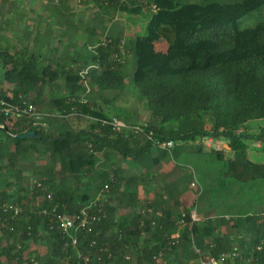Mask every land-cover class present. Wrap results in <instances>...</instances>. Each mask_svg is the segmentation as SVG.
<instances>
[{"label":"trees","instance_id":"trees-1","mask_svg":"<svg viewBox=\"0 0 264 264\" xmlns=\"http://www.w3.org/2000/svg\"><path fill=\"white\" fill-rule=\"evenodd\" d=\"M58 1L65 2L64 7L55 4ZM79 1L104 6L109 20L119 13L138 15L147 6L153 9L149 39L164 38L165 54L157 56L139 42L121 47L124 37L111 33L97 40L90 61L83 64L92 66L88 75L98 88L122 92V56L135 50L132 80L150 115L146 123L124 121L128 127L116 130L103 123L115 117L87 92L81 74L86 66L60 72L52 64L41 67L36 59L41 51L28 45L0 48V100L22 107L31 103L38 110L52 94H46V88L56 87L60 77L67 87V93L51 96L59 118L55 124L47 121V128L25 113L6 114L0 104V264H201L202 257H218L234 248L235 264H264V207L259 204L264 201V161L248 156L249 140L260 141L258 148L264 143V124L258 131L249 124L264 119V21L245 28L236 25L264 0ZM11 2L1 0L0 7ZM44 2H52L48 9L41 7L54 17L47 24L50 31L53 23L60 26L63 19L76 17L65 16L71 0ZM91 34L104 32L91 28ZM5 82L12 85V95ZM72 115L86 119L87 125L72 128L67 121ZM137 124L140 131L135 130ZM29 131L35 132L33 138L18 137ZM197 137L226 140L234 155L212 148L207 153L221 166L199 162L195 177L161 181L154 199L139 202L133 189L143 182L139 172L129 175L127 168L111 161L118 154L151 173L164 157L180 161ZM161 142L172 146L161 147ZM195 150L205 151L201 142ZM27 162L35 167L30 185ZM183 181L189 186L197 181L202 195L213 198V214L202 208L201 196L180 201ZM92 193L98 198L92 200ZM6 205L22 211L10 214L4 211ZM82 208L95 217L93 230L72 231L78 237L74 246L71 237L56 228L55 213L73 215ZM194 208L202 219H192ZM175 233L179 235L172 238Z\"/></svg>","mask_w":264,"mask_h":264},{"label":"rangeland","instance_id":"rangeland-1","mask_svg":"<svg viewBox=\"0 0 264 264\" xmlns=\"http://www.w3.org/2000/svg\"><path fill=\"white\" fill-rule=\"evenodd\" d=\"M44 1L45 0H33V2H28V0H13L11 2L10 0L11 3L0 7V48L12 47L13 45L16 47H22L24 45L31 46V48L41 51V54L36 52L38 55L36 56V59L39 60L41 67L43 65L52 64V67L60 72L63 70L68 71L71 68L80 69V65L82 66L85 60L90 61L89 55L95 52V46L98 43L97 40H100L101 38L105 39L107 34L111 33H120L124 37L125 41L122 40L121 47L130 41L133 46L139 42L143 44V48H153V51L157 56H161L167 51V42L164 38L158 40L149 39L148 23L152 17V8L147 6L144 8L143 12L138 15L119 13L115 18L109 20L106 15L107 13L105 14L104 6L96 5L93 2H80L79 0H71V2H67L70 5V8L65 16L72 15L76 17L63 19V24L60 25L63 30L56 31L54 33L55 37L51 36V39L53 37L52 42H46L44 40L48 36L44 39L40 35V28L42 27V22L44 20L39 14L42 9L45 10L49 8L47 4L52 6V2ZM207 1L231 2L234 0ZM64 3L65 2L60 1L55 2V4L60 5V8L64 7ZM102 18L104 20H102ZM260 21H264V5L259 9L243 15L236 21V25L240 28H245L254 26ZM91 28L98 29L100 32H104V34L101 36H93L91 34ZM122 60H124V66L121 70V74L125 79V86L122 92L116 89L102 90L98 88L94 82H92L90 75H88V72L93 68L92 66L87 67L86 63V65H83V67H86L82 68L83 70L81 69V74L85 78L84 83L87 92L93 102L100 104L105 113L113 118L115 117L114 119L122 120L123 122L146 123L150 115V110L146 101L141 98V95L132 80L136 68L135 50L124 54ZM1 69L0 61V72ZM99 72L101 71L99 70ZM4 87L9 91V94L12 95V85L5 82ZM50 93H52L51 96L54 98L60 94L67 93V87L63 77H60L56 87L53 89L46 88V94ZM51 96L46 97V102L42 107L37 105L40 114L38 124L46 126V128L49 127L47 121H51L52 124H55L59 118L56 109L52 108ZM67 121L72 128L77 130L84 128L88 123L86 119L77 118L76 115L68 116ZM8 122L12 125L13 120ZM249 124L254 125L253 130L258 131V126L259 124H264V119L252 120ZM138 126L139 124L136 125V127ZM53 129H55L54 126ZM61 129L64 130L65 127H62ZM135 130L140 131L139 129ZM206 139L201 140V137H197L188 143L186 152L180 156V161L174 160L171 156L164 157L162 162L151 170V173L148 172L149 174L146 173L148 170L146 167L136 168L134 164L129 162L130 159H123L118 154H114L111 161H117V163L127 168L129 175L134 172H139V177L143 179V182H139L138 184L135 183L133 189L138 192L139 202H142L146 198L154 199L157 197L154 192L157 188L161 187V181L164 182L167 180V182H170L183 176L188 179L191 178V176L195 177V169L198 166L202 167L199 162L207 165L209 168H213L217 165L221 166V162L216 159L215 155L207 153L210 152L212 148L207 144H204V140ZM218 141L222 142L221 146L223 147L222 149H225L227 157H232L234 153L231 150L228 141ZM200 142L205 150L203 152H197L195 150L197 144ZM249 144L250 148L248 156L257 162L264 161V143L262 148H258V145L262 144L258 140H249ZM100 155V160L105 161L106 157L103 154ZM182 164H184L183 167H181ZM25 167V169L28 170L25 174L28 179V185H30L31 182L35 180V174L32 172V169H35V167L31 165L30 162L25 163ZM145 173L147 174V177ZM151 182L154 183L152 184ZM181 183L182 184L178 187V193L180 194V201L182 203L196 201L201 196L204 199L203 206L200 203L202 208H204L207 214H213L211 212L213 210L209 208V204L212 202L213 198L209 195H202V187L197 181H195L196 186H193L192 184L189 186L187 181ZM165 196L167 197V195ZM96 198H98V195L92 193L91 199L95 200ZM129 204L131 205L132 202ZM259 204L262 206L261 208L264 207V201ZM198 212L194 208L191 213H196L197 220H200L203 216ZM34 246H38V244L33 245V248ZM41 249L42 247L40 250Z\"/></svg>","mask_w":264,"mask_h":264},{"label":"built area","instance_id":"built-area-1","mask_svg":"<svg viewBox=\"0 0 264 264\" xmlns=\"http://www.w3.org/2000/svg\"><path fill=\"white\" fill-rule=\"evenodd\" d=\"M0 104L2 106L1 110L4 111L6 114H11L13 115H21L22 113L27 114L31 118H35L36 123H38V120L40 119V114L34 104H27L25 102V106H21L18 103H14L13 101L10 100H0ZM94 118V117H92ZM95 119V118H94ZM0 121H1V116H0ZM103 123L110 124L114 127L116 130H120L123 127H128V124L121 121L114 119L113 121L109 120H103ZM135 129L141 130L140 125L136 127ZM206 139V138H205ZM220 139H214L212 137H208L206 140H204V144H207L210 148H215V149H222L223 147L221 146ZM161 147H170L172 146L171 142H161ZM260 146V145H258ZM218 147V148H217ZM195 182L192 183L193 186H195ZM52 195L48 194V198H51ZM4 211H8L10 214L17 215L22 211V208L17 206V205H6L4 208ZM191 217L193 220H197V215L196 213H191ZM95 217H92L89 215L88 211L86 208H82L78 213L70 215L68 213H55V224L56 228L69 235L72 239V245L76 246L78 244V237L75 235H72V231H79V230H86L87 232H91L93 230V220ZM181 226L184 225V221L182 220L180 222ZM178 233L173 234L171 237L175 238L178 236ZM69 242H66V246L68 245ZM238 255L237 248H234L232 252H228L226 254H222L218 257L215 256H207V257H202L200 262L201 264H235L234 260L236 256ZM158 261H161L160 258H157ZM88 260H86L87 262ZM35 264H41L39 262H35Z\"/></svg>","mask_w":264,"mask_h":264},{"label":"crops","instance_id":"crops-1","mask_svg":"<svg viewBox=\"0 0 264 264\" xmlns=\"http://www.w3.org/2000/svg\"><path fill=\"white\" fill-rule=\"evenodd\" d=\"M39 16H41L42 17V19L44 20L43 22H42V27L40 28V31H41V36L43 37V38H45V37H47L45 40H49V42L51 41L52 42V39H53V37H52V39H51V36H54V33L56 32V31H60V30H63L60 26H58V25H55L54 23L52 24V28H51V31L50 30H48V22L50 21V22H52L51 20L52 19H54V17H52L51 15H48V14H44V12L43 11H40V14H39ZM40 33V32H39ZM52 34V35H51ZM55 37V36H54ZM44 42V41H43ZM31 47V46H30ZM225 230H227V229H225Z\"/></svg>","mask_w":264,"mask_h":264},{"label":"water","instance_id":"water-1","mask_svg":"<svg viewBox=\"0 0 264 264\" xmlns=\"http://www.w3.org/2000/svg\"><path fill=\"white\" fill-rule=\"evenodd\" d=\"M35 136V132L34 131H29L25 134H19L18 137L19 138H25V137H29V138H33Z\"/></svg>","mask_w":264,"mask_h":264}]
</instances>
